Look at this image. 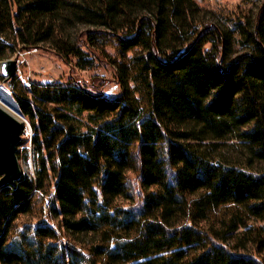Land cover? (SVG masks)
Returning a JSON list of instances; mask_svg holds the SVG:
<instances>
[{
  "label": "trees",
  "instance_id": "16d2710c",
  "mask_svg": "<svg viewBox=\"0 0 264 264\" xmlns=\"http://www.w3.org/2000/svg\"><path fill=\"white\" fill-rule=\"evenodd\" d=\"M35 49L121 93L10 80L36 173L0 187V264H264V0L233 30L194 0H0V61Z\"/></svg>",
  "mask_w": 264,
  "mask_h": 264
},
{
  "label": "rangeland",
  "instance_id": "374dc122",
  "mask_svg": "<svg viewBox=\"0 0 264 264\" xmlns=\"http://www.w3.org/2000/svg\"><path fill=\"white\" fill-rule=\"evenodd\" d=\"M199 9L204 11L209 19L217 21L221 25L233 30L235 24L244 20L253 18L258 13L261 5V0H194ZM108 53L114 55L113 50L107 49ZM16 60V75L14 78L15 84L21 87H28L31 84L47 85V84H64L68 79L76 80L88 88L103 93L107 98H115L120 95L121 90L114 78L113 70L103 60L96 62L92 68L87 70H77L63 63L54 54L41 50L17 51L14 53L8 52L5 59L0 61ZM11 79V80H12ZM10 80L4 82V78L0 72V101L7 105L9 100L13 102L11 97ZM14 103V102H13ZM15 105V104H14ZM16 107V106H15ZM23 118V117H22ZM24 119V118H23ZM25 121V119H24ZM26 122V121H25ZM27 123V122H26ZM28 124V123H27ZM26 127V132L22 135V139L29 141L30 128ZM19 154V166L22 175L29 179L35 178V153L30 143L17 148ZM133 187H136L135 177H130ZM51 196H45L39 199L35 205V217L33 221L40 215V208L44 204L47 208L51 202ZM38 198H41L38 196ZM37 215V216H36ZM46 216V212H45ZM30 218L22 217L19 220L22 222L32 221ZM50 225L62 235V231L58 225V221L49 219ZM66 241V239H64ZM78 250L84 251V248L74 243ZM86 254V252H84Z\"/></svg>",
  "mask_w": 264,
  "mask_h": 264
},
{
  "label": "water",
  "instance_id": "95a60500",
  "mask_svg": "<svg viewBox=\"0 0 264 264\" xmlns=\"http://www.w3.org/2000/svg\"><path fill=\"white\" fill-rule=\"evenodd\" d=\"M16 67V60L0 63V72L4 82L15 77ZM17 111L19 118L13 117L0 108V187L14 186L22 176L17 148L21 143L24 130L29 125L22 118L18 108Z\"/></svg>",
  "mask_w": 264,
  "mask_h": 264
},
{
  "label": "bare ground",
  "instance_id": "6f19581e",
  "mask_svg": "<svg viewBox=\"0 0 264 264\" xmlns=\"http://www.w3.org/2000/svg\"><path fill=\"white\" fill-rule=\"evenodd\" d=\"M0 108L6 111L8 114L12 115L13 117L19 118L17 108L15 107L12 101L9 100L7 105L2 104L0 101Z\"/></svg>",
  "mask_w": 264,
  "mask_h": 264
},
{
  "label": "built area",
  "instance_id": "2783aa9c",
  "mask_svg": "<svg viewBox=\"0 0 264 264\" xmlns=\"http://www.w3.org/2000/svg\"><path fill=\"white\" fill-rule=\"evenodd\" d=\"M28 129H29V128H28ZM25 132H26V129L24 130L23 134H24ZM23 134H22V135H23ZM30 137H31V132H30ZM30 137H29V138H30Z\"/></svg>",
  "mask_w": 264,
  "mask_h": 264
}]
</instances>
